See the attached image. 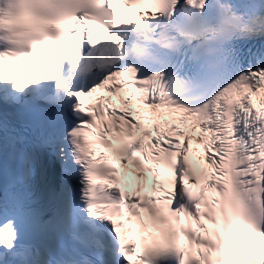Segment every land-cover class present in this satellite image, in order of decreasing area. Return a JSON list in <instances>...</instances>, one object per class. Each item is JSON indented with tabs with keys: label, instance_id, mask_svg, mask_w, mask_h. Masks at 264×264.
<instances>
[{
	"label": "snow or ice",
	"instance_id": "obj_1",
	"mask_svg": "<svg viewBox=\"0 0 264 264\" xmlns=\"http://www.w3.org/2000/svg\"><path fill=\"white\" fill-rule=\"evenodd\" d=\"M133 257L264 264V0H0V264Z\"/></svg>",
	"mask_w": 264,
	"mask_h": 264
}]
</instances>
